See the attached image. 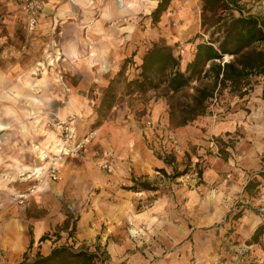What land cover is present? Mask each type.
I'll return each mask as SVG.
<instances>
[{
    "label": "crops",
    "instance_id": "crops-1",
    "mask_svg": "<svg viewBox=\"0 0 264 264\" xmlns=\"http://www.w3.org/2000/svg\"><path fill=\"white\" fill-rule=\"evenodd\" d=\"M158 1L43 0L37 25L31 35H26V41L41 44L49 48L52 54L59 53V65L67 70L64 87L58 81L54 87L58 91V98L64 95L68 99L64 101L63 107L60 101L53 100L50 109L58 107L61 116L82 110L88 106L85 96L89 88H106L123 62L131 56L138 60L133 64L134 69L132 68L138 74L144 52L158 38H165L159 25L154 26L150 17ZM173 1L175 0L169 5L171 8ZM0 4L8 14L5 28L10 31L11 36H15V32L20 29L25 30V22L17 13L12 0H0ZM185 6H191V1L188 0ZM181 14L182 17L187 15L188 9H184ZM184 19V24L177 29V39H187L190 34L189 19ZM147 43L148 47L144 45ZM165 43L179 58V70L183 72L193 59L195 45L186 43L181 49L175 47L177 40ZM36 71L33 70L32 74L37 75ZM45 73L44 71L43 74ZM10 77L12 75L9 72L0 69V118L11 115L13 110L10 103H13L12 99L19 88ZM25 79L23 91L27 93L24 96L29 99L33 97L28 91L33 89L29 87L30 83L33 84L34 79L39 80L37 88L41 89L43 82L47 80L43 76ZM256 87L253 90L256 91L255 99L263 101L260 98L262 84ZM187 91L192 92L191 89ZM162 98L153 97L150 102L152 116L160 118L161 123L169 129L173 128L179 139L181 153L192 156V149L196 147L194 159L199 163L204 161L201 174H197L196 180L194 174L182 177L181 181H177L179 183L176 182L177 178L172 177L160 180L162 175L157 177L158 172L155 170H164L166 176H169L171 165L146 149L147 142L156 144L152 136L145 143L141 140L138 128L131 129L130 124L109 121L100 128L103 140L101 148L114 152L113 172L99 173L94 179L96 186L106 193L97 201V207H93L96 211H91L90 218L94 222L90 230L94 234L83 235L79 226L87 224L81 218L77 222L76 233L82 236L80 239L89 251H95L99 245L104 247L108 256L104 264H127L126 257H131L134 264H197L191 260L192 249L200 257L198 264H221L219 259L224 250L222 240L227 243L231 237L223 238L221 230L209 228L229 215L239 198L247 196L246 193L243 194L244 187L252 177L258 178L260 184L255 194L244 200L250 206L249 210H243L242 213H248L233 221L238 235L236 239L242 243L234 247L244 253L243 259L250 258L257 264H264V234L257 243L245 244L264 222V213L256 214L253 211L256 208L264 212V177L257 175L264 171V105H259L251 117L248 113L238 111L213 120L207 114L186 125L176 124L171 127L168 105ZM40 105V100L32 103L31 107L34 109L30 114L33 115L34 110H40ZM144 118L146 117L141 118V123ZM214 139L225 144L229 143L228 140H235L234 146L231 142L226 148L223 159L216 153ZM164 142L165 140L161 144L165 146ZM170 144L167 142L166 148L162 147L166 149L165 153L171 151ZM207 152L210 153L209 156L203 155ZM198 156L203 158L197 159ZM177 158L180 160L181 156ZM132 179L146 181L157 190H123L122 187L132 185ZM139 205V210H136ZM196 211L202 214H196ZM44 220H37L36 241L49 229L47 220ZM106 224H110L111 228ZM128 224L135 231H144L148 237L146 243L139 242L142 247L133 241L130 245L122 241L123 229ZM102 225H106L104 231H100ZM201 226L202 232H194L196 227ZM138 231L136 234L139 235ZM148 231H151L150 236ZM29 235L31 236L30 232ZM191 239L195 242L194 248L191 247ZM31 240L29 237V243ZM95 241L97 244L91 246ZM129 248L132 251L128 252ZM49 251L50 249L44 255Z\"/></svg>",
    "mask_w": 264,
    "mask_h": 264
},
{
    "label": "rangeland",
    "instance_id": "rangeland-1",
    "mask_svg": "<svg viewBox=\"0 0 264 264\" xmlns=\"http://www.w3.org/2000/svg\"><path fill=\"white\" fill-rule=\"evenodd\" d=\"M187 1H173L172 8L170 6V8H167L161 15L159 22H152L154 26L159 25V28L163 31L162 33L165 37L163 40L165 42L177 40L175 47H180L181 49L186 43H193L196 46L199 42L208 39L207 36L203 38H197L196 36L201 34V0H190L191 6H185ZM239 3L245 15L264 16V0H240ZM1 7L2 4H0V69L9 72L12 75V78L10 77L11 80L19 88L17 95L15 93V98L12 99L13 103H10V108L13 110L11 115L0 118V264H18L24 257L32 259L37 252L44 255L52 246L61 244L71 245L75 249L88 250V247L83 243L84 241L82 242L80 239L82 236L76 233L78 229L76 228L74 232H71L70 229L72 223L76 222L77 226V222L81 218V221H86L85 223L87 224L84 227L82 225L79 226L81 232L84 233L83 235H87V233H90L89 235L94 234L90 230L93 226L92 222H94V219L90 218L92 216L91 211H96L93 207H97V201L106 194H104L101 187L96 186L94 179L99 173H107L100 165L105 161V153L109 151L101 148L103 140L102 129L100 128L109 121L116 122L117 124H130L131 129L138 128L141 140L145 143L147 142V138L152 136L156 144L154 145L151 141L147 142L148 144L144 143L146 149L151 151L156 157L170 160L171 165L169 176H166L160 170H155L158 172L157 177L162 175L160 180L172 177L177 178V182L181 181L182 177L191 174H194V179L196 180L197 174L202 170L201 168H203L204 163V161L199 163L194 159L193 156H196L197 153L196 147L192 149V156L184 152L181 153V151L165 153L166 147L161 144L165 140L164 132L154 131L150 133V131H147L148 134L145 135L142 131L144 125L141 123V118L144 116L161 123L160 118L152 116L149 105L153 97H163L164 86L161 85L158 89H151L146 92L131 91L127 88V82L133 80L138 75L132 71L133 64L135 61H138L137 58L134 59L131 56L126 59L124 62H127L121 71V75L118 72L121 70L123 64L114 75L115 98L111 110L107 112L105 117L98 119L95 113L102 92V90L96 89V86H91L87 91L85 98L88 106L82 110L61 116L58 107L50 109V103L53 100L60 101L61 107H63L64 101H67L68 96L62 95L59 96L60 98L56 96L58 91L54 87L56 81L64 87L63 82L67 70L60 67L59 60L57 63L53 62L49 66L48 62L50 58H48V54L51 51L41 44H30L26 41V35L30 34L26 30L20 29L12 37L10 31L5 28L7 26L8 14L4 12L5 8ZM184 9H188V14L182 17L181 13ZM184 18L189 19L191 31L187 39H177V29L184 24ZM144 45L148 47L149 43ZM38 63H44L45 70H41L40 66L37 65ZM11 69H14V71H11ZM33 70H37V75H31ZM44 71L46 72L45 74H43ZM41 76L47 79L43 82V87L38 89L37 86L39 85H37V82L39 80L34 79L33 84L30 83L29 85L30 88H33L32 90H28L26 86V91L28 90L30 94H33L34 98L30 97L31 100L26 98L24 95L27 93L23 91L25 78H40ZM35 98L40 100L41 109L34 110V114L31 115L30 113L34 109L31 107V104L37 103ZM255 98H257L256 91L250 94L247 101H245V98L239 100L235 97H230L226 92H223L210 102L209 116L213 120H217V118H223L227 114L243 111L250 114L249 117H251L252 112L258 110L259 105H264V101L256 100ZM162 100L165 99L162 98ZM168 112L169 110L167 109ZM68 117L73 118L74 133L77 140L87 139L82 151L77 155L64 157L60 161L57 181L52 182L47 177H42L39 174H34L28 179L27 177L32 174V169L41 168L45 170L44 166L46 164L49 165L48 162L55 153L54 146L62 128L61 126L52 127L51 123L63 121ZM168 121L171 127L176 125V117L171 122L168 115ZM167 128L169 129V127ZM172 129L169 130L174 132ZM228 141L229 143L225 144L215 139L213 140L216 153L220 154V159L224 158L226 148L230 146L231 142L232 146L235 145L234 139ZM163 146L165 150L162 148ZM112 154L115 157L114 152ZM203 155L209 156L210 153L207 152ZM177 156H181L180 160H178ZM199 158L203 157L198 156L197 159ZM261 172L263 171L258 172L259 177H262L259 175ZM174 175H178V177H173ZM254 179L258 180V178ZM243 194L245 195V193ZM254 194L255 191H252L251 194L246 195L250 197ZM247 196L242 197L243 200L239 198L233 206L234 210L217 225L209 228L221 230L223 238L231 237L227 243L226 240H222L224 250L223 256L219 259L221 264H257L254 259H243L244 253L236 250L234 247H238L242 243L236 239L238 235L235 232L236 224L233 221L237 220L235 216L238 213H240V217H242V214L246 215L248 213V211L242 213L243 210H249L250 204L244 202ZM136 207V210H139L140 205ZM253 211L256 214L264 213L256 208ZM196 214L202 213L196 211ZM38 219L47 220L49 226V229L44 231L42 238L45 240L41 244V238L38 241L34 239ZM106 225L111 228L110 224ZM106 225H102L100 231H104ZM196 228L194 232H202V226ZM29 229H31V236L29 235ZM133 230L135 229L130 227L129 224L128 227H124L122 241L126 245H130V242L133 241L139 247H142L139 242L146 243L148 237L143 233L144 231L140 232L136 230L139 235L132 234L131 231ZM150 233L151 231H148L149 236ZM29 237L32 238L31 243H29ZM96 244L97 242L95 241L91 246ZM191 244V247L194 248L195 242L192 239ZM245 244H248V241ZM95 251L99 254L106 253L104 247L101 245ZM127 251L130 252L132 250L129 248ZM190 255L192 257L191 260L198 264L200 257L195 253L194 249H192ZM104 257L105 261H107L108 256ZM126 258L127 264H134L131 257ZM121 264L125 263L122 262Z\"/></svg>",
    "mask_w": 264,
    "mask_h": 264
},
{
    "label": "trees",
    "instance_id": "trees-1",
    "mask_svg": "<svg viewBox=\"0 0 264 264\" xmlns=\"http://www.w3.org/2000/svg\"><path fill=\"white\" fill-rule=\"evenodd\" d=\"M170 1H158L150 15L153 23L159 22ZM239 1L201 0V34L196 36H207L208 39L196 44L193 59L185 70H179V58L163 39H159L151 43L144 52L140 71L136 78L127 82V88L146 92L163 85V97L168 105L170 121L176 117V124L179 126L210 114V102L223 92L230 97L239 100L245 98L247 101L255 87L262 84L260 98L264 101V16L245 15ZM224 55L232 58L223 62ZM126 62L118 74L121 75ZM114 83L115 80L112 79L102 89L100 102L95 110L98 119L105 117L112 108L115 98ZM188 89L192 92L186 91ZM164 162L170 164V160L164 159ZM160 171L166 174L164 170ZM259 175L263 177L264 171ZM259 184L257 179H250L244 187V193L251 194ZM122 189L132 192L157 190L146 181L134 179L131 186ZM239 214L235 217L239 218ZM75 229L76 222H73L70 231L74 232ZM263 234L264 224L254 231L248 244L257 243ZM44 240L41 238L40 242ZM105 254L61 244L53 246L45 255L37 252L32 259L24 257L18 264H103Z\"/></svg>",
    "mask_w": 264,
    "mask_h": 264
},
{
    "label": "built area",
    "instance_id": "built-area-1",
    "mask_svg": "<svg viewBox=\"0 0 264 264\" xmlns=\"http://www.w3.org/2000/svg\"><path fill=\"white\" fill-rule=\"evenodd\" d=\"M12 2L16 7L17 13L23 18L25 22V30L27 31V33L33 32L37 25L40 13L42 12L43 0H12ZM48 58L52 60V63H57V61L60 59V54L49 53ZM41 64L43 66H40V68L43 69V67H45V64ZM142 123L144 125L142 131L145 135L147 134V131H150V133H153L154 131L164 132L165 146L167 142H170L171 144L169 148L171 149V151H180L179 139L177 138L176 134L173 131L169 130L165 125H162L157 121H153L148 117L144 118ZM51 125L52 127L61 126L62 131L60 133V136L56 139L55 153L48 162V167L45 170H42L39 175H41L42 177L45 176L48 178V180L53 182L58 180V166L60 161L64 157L79 154L82 151L84 143L87 139L77 140L74 133V121L72 117H68L63 121L60 120L57 122H52ZM100 166L107 173H112L113 154L111 151L106 152L105 161H103Z\"/></svg>",
    "mask_w": 264,
    "mask_h": 264
},
{
    "label": "bare ground",
    "instance_id": "bare-ground-1",
    "mask_svg": "<svg viewBox=\"0 0 264 264\" xmlns=\"http://www.w3.org/2000/svg\"><path fill=\"white\" fill-rule=\"evenodd\" d=\"M229 59V57H227V56H225V60L227 61ZM53 63H52V60L50 59V61L48 62V65L50 66V65H52ZM37 65H39V66H43L42 64H37ZM41 70H45V67H43V69H41ZM33 75V74H32ZM55 147V146H54ZM41 159V158H40ZM45 169L48 167V165L46 164L45 166ZM43 169H41V168H34V169H32L31 170V175L29 176V177H27L28 179L29 178H31L32 177V175H34V174H40V172L42 171ZM22 176V175H21ZM27 179V180H28ZM131 233L132 234H136L137 232L135 231V230H133V231H131Z\"/></svg>",
    "mask_w": 264,
    "mask_h": 264
},
{
    "label": "water",
    "instance_id": "water-1",
    "mask_svg": "<svg viewBox=\"0 0 264 264\" xmlns=\"http://www.w3.org/2000/svg\"><path fill=\"white\" fill-rule=\"evenodd\" d=\"M225 56L229 57V59L227 61L225 60ZM231 58H232L231 56L224 55L222 59H223V62H228Z\"/></svg>",
    "mask_w": 264,
    "mask_h": 264
}]
</instances>
